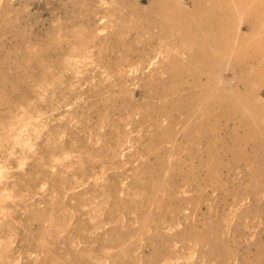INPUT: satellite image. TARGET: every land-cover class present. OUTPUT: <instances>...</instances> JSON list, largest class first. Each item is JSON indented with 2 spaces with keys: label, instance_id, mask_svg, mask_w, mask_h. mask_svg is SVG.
<instances>
[{
  "label": "rangeland",
  "instance_id": "obj_1",
  "mask_svg": "<svg viewBox=\"0 0 264 264\" xmlns=\"http://www.w3.org/2000/svg\"><path fill=\"white\" fill-rule=\"evenodd\" d=\"M121 1L0 0V264H261L253 253L264 243V216L244 195L260 177H249L254 164L220 152L229 162L216 178L175 175L195 148L169 142L168 118L156 116L158 101L141 94L137 78L166 77L167 63L148 59L163 40L144 19L109 16ZM117 22L141 24L142 33L116 35ZM109 33L128 43L145 36L153 46L109 68L125 56L109 52ZM258 52L245 50L238 66L259 73L247 63ZM226 70L222 78L236 83L241 69ZM174 132L178 142L183 128ZM239 152L251 155L248 146ZM256 198L264 211V193Z\"/></svg>",
  "mask_w": 264,
  "mask_h": 264
},
{
  "label": "bare ground",
  "instance_id": "obj_2",
  "mask_svg": "<svg viewBox=\"0 0 264 264\" xmlns=\"http://www.w3.org/2000/svg\"><path fill=\"white\" fill-rule=\"evenodd\" d=\"M121 3L122 9H113L109 16L112 15L120 22L127 18L144 19L148 21V25L144 28L148 30L156 26L159 28L156 36L163 40L152 51L155 54L148 59L154 63L160 61L163 65L167 63L166 77L152 74L155 80L149 81L150 75L146 74L137 78L142 80L139 84L141 94L158 101L154 110L156 116L168 118V124L164 128L171 131L169 142L176 149L182 142L185 146H190L188 147L190 151L195 148L196 153L193 151L188 153V149L186 156L183 153L185 156L183 161L187 163L188 168L181 171L174 167L175 175L184 178L202 175L209 179L216 178L215 168L227 166L229 162L220 158V152L231 155L234 162L249 163L250 161L254 164L257 175L251 170L248 171L251 172L249 177H260L249 181L251 194L245 190L244 195L247 198L254 197L259 205L254 214L257 217L264 216V211L260 209L262 200L256 198L257 192L264 193V0H124ZM132 30L140 31L141 34V24H133L132 27L127 28L117 22L113 31L116 35H124L130 34ZM115 34L109 33L110 40L107 43L111 41L112 44L107 49L109 52H123L125 56L110 60L109 68L122 67L126 63V55L129 56L136 47L148 46L154 41L147 36L148 40H145V36L141 37V35L143 39L140 38V43H128L125 41L127 38L115 41L111 37ZM245 50L259 51L258 59L253 58L252 61L247 62L251 67L256 62V66L261 68L259 73L252 70L243 71V68L238 66L242 63L239 57L241 58ZM174 51L181 53L180 56L170 54ZM216 52L220 54L216 55ZM149 63L151 64V61ZM228 67L234 71L241 69L237 71L239 78L236 83L222 78L221 74L227 71ZM185 70L193 73L185 74L183 73ZM124 76L119 73L114 74L120 83L126 78ZM184 77L185 80L180 82L179 78ZM200 78L205 80H198ZM256 79L259 81L256 82ZM254 83L258 85L256 90L252 89ZM174 112L181 114L179 119L173 117ZM157 125L163 127L160 121ZM177 126L183 128L178 142L172 136ZM199 143L201 146L204 145L203 148L198 147ZM245 146L249 147L251 155H242L243 152H239ZM206 150L218 155L219 158L213 155L203 157V152ZM194 160L198 161L199 167L212 164L214 170L204 171L200 168L202 170L196 172L199 168H194L192 165ZM160 161L163 166V161ZM162 173L164 172L159 174ZM187 183L193 185L195 180H187ZM208 185L218 190L224 189L225 186L212 182ZM237 194L235 192L233 197L235 198ZM248 208L246 207L247 212ZM219 220L213 224H224L221 219ZM224 236L223 232L219 233L222 246L225 243ZM261 245L253 254L256 258L261 257L263 261L264 249L260 248L264 247V243ZM226 251H222L225 254L221 256L226 257L228 253ZM262 261L261 264H264Z\"/></svg>",
  "mask_w": 264,
  "mask_h": 264
}]
</instances>
